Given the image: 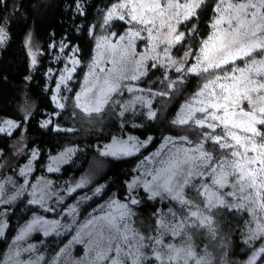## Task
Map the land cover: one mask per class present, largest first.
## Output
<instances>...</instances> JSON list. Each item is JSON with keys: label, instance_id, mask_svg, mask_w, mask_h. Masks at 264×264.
<instances>
[{"label": "snow or ice", "instance_id": "1", "mask_svg": "<svg viewBox=\"0 0 264 264\" xmlns=\"http://www.w3.org/2000/svg\"><path fill=\"white\" fill-rule=\"evenodd\" d=\"M203 3L204 0H118L108 12L105 22L116 18L138 27H129L126 35L118 37L119 41L127 40V46L119 48L116 44L111 45L112 56L115 57L119 51L120 60H123L129 55L128 49L133 41L144 39L141 35L144 32L153 42L151 50L155 52L158 37L153 32L159 33L160 29L167 27L163 42L168 47L164 49V54L172 65H177V61L171 59L169 49L180 42L184 34H175L176 27L171 21L175 20L178 24L181 17L190 19ZM213 11L216 16L212 35L202 42L199 55L194 57L195 63L187 69V72L198 76L211 75L206 76L205 82L170 121L173 126L187 125L189 128L210 131L198 132L195 142L188 135L164 137L161 150L153 158L158 167L154 172L147 173L151 179L143 183L150 198L173 200L179 209L169 207L164 214L157 211L153 225L134 227L135 213L129 205L138 204L139 201L130 198L127 202H121L113 197L85 225L91 231L87 234L89 256L84 264H213L210 253L197 251L194 237L205 235L210 241L216 239L219 227L216 217L221 215L217 211L220 209L247 213L249 219L244 221L245 244L251 247L254 241L264 240V0H217ZM4 39L6 34L0 28V43ZM104 39L107 40V37ZM191 55L190 51L184 53L185 58ZM237 60L243 61V67L236 63ZM229 64L232 67L226 68ZM176 71L182 72L184 69L177 66ZM137 78V75L130 77L131 80ZM122 79L128 77L119 74V70L110 71L103 80L105 88L93 101H89L95 106L85 105L83 110L89 114L99 113L102 105L107 103L108 94L119 90ZM134 90L143 91L128 89ZM90 91L91 88L86 89L82 95ZM152 94L168 95L167 92ZM76 99L79 101L81 97L77 96ZM141 99L136 97V100ZM124 107L127 108V105ZM148 115L151 119L155 118L156 113L149 112ZM5 123L12 124L11 121ZM209 142L215 145L214 151H218L219 155L205 148ZM138 143L143 146V142ZM135 146L129 147L124 143L118 151H106L102 155L128 154ZM107 147L111 149V146ZM72 151L68 149L69 153ZM35 155L33 153V157ZM48 170L53 171L54 168L50 165ZM28 171L21 169L20 174L26 177ZM82 184L83 181L77 187ZM28 188H31L30 204L39 205L45 212L56 211L55 207L49 205L54 194L50 182L39 187L20 185L21 191H28ZM185 188H191L195 195L188 196ZM21 191L5 199L4 185L0 184V204L15 200ZM56 202L59 203V198ZM75 211L73 208L72 212ZM4 227L0 223V236ZM64 227L58 220L34 215L20 228L14 243L19 245L33 231L59 235ZM165 236L176 238V242H165ZM74 239L85 242L79 234ZM218 246L223 247L222 244ZM20 251L19 248L15 249L12 256L19 257ZM23 251H35V246L29 245ZM262 257L264 246L253 248L246 264H256ZM39 259L42 257L29 260L27 264H38ZM16 264L22 262L17 260ZM53 264H59L58 257L54 258ZM261 264H264V260Z\"/></svg>", "mask_w": 264, "mask_h": 264}, {"label": "trees", "instance_id": "2", "mask_svg": "<svg viewBox=\"0 0 264 264\" xmlns=\"http://www.w3.org/2000/svg\"><path fill=\"white\" fill-rule=\"evenodd\" d=\"M117 2L118 0H0V28L6 34L4 43L0 45V125L6 119L19 123L12 134L0 133L1 160L14 158L15 148L21 144L23 137L26 138L27 154L18 165L25 163L32 151H37L32 180L48 177L53 181L55 190H69L74 181L79 184L83 181L82 185L88 191L103 186L100 195L85 205V211L104 202L111 195L125 199L128 183L135 177L139 162L155 150L164 137L188 135L195 142L197 133L206 130L189 128L187 125L173 126L170 123L182 104L205 82L206 76L180 75L176 70H166L160 66L150 68L139 83L158 93H168L154 98L156 116L153 119L149 118L146 108L141 106L124 112L122 104L127 100L125 96L119 97L118 101L109 102L99 113H84L76 105L74 97L94 55L97 38L102 34L100 25L107 11ZM216 2L217 0H204L195 15L181 24L179 31L184 34V38L172 51L176 57L180 58L188 51L192 53V57L198 53L202 42L210 34ZM82 3L83 8L78 10V4ZM125 27L123 22L115 21L111 29L121 31ZM29 35L40 51L35 66L27 46ZM60 42L68 43V50L77 48L82 62L69 87L63 89L64 94L68 93L63 110L56 107L52 98L59 70L64 66L57 47ZM54 43L51 48L50 45ZM56 113L57 117L53 118ZM48 117L52 121L49 125H44L43 122ZM129 135L142 140L152 137L153 140L141 155L118 159L102 155L100 148L103 145L114 138ZM68 149L73 150L70 160L60 171L49 172L52 158ZM187 195L194 196L195 193L190 189ZM160 207L159 199L151 200L141 191L140 204L135 208L138 215L135 216V226L153 225L155 213L160 211ZM163 208L161 212L168 205L164 204ZM5 209L9 210L6 214L8 229L0 238V262L10 241L31 217L41 215L54 218L60 215V211L45 212L39 206L30 204L28 196L12 207L0 204V213ZM244 218L223 210L216 217L219 227L215 240L210 241L205 235L194 237L197 251L201 253L202 248L210 251L213 264H236L248 258L252 247L244 242ZM68 238L69 235L55 236L43 241V237L37 235L32 240L43 242L42 249L38 251H46L50 256L57 253ZM221 244L223 247L218 246ZM262 260L264 257L258 259L256 264H261Z\"/></svg>", "mask_w": 264, "mask_h": 264}, {"label": "rangeland", "instance_id": "3", "mask_svg": "<svg viewBox=\"0 0 264 264\" xmlns=\"http://www.w3.org/2000/svg\"><path fill=\"white\" fill-rule=\"evenodd\" d=\"M83 8V3L78 4V10ZM111 10V8L107 11L105 18L100 25L102 34L97 38L96 46L94 49V55L92 57L91 62L88 65V68L84 74V77L82 79V84L78 90V93L75 95L74 99L76 102V105L84 112L83 106L87 105L88 107H94V103L89 104V101H93L95 97H97L100 93L101 89L105 88V85L103 83V80L105 76L111 71V72H117L119 70V74L128 77V79H122L120 81V88L117 91H114L109 95V98L107 100V103H104L102 105L101 111L105 108V106L111 102V101H118L119 97H126L127 100L123 102L122 104V110L124 112L133 110L134 108L141 106L146 108L147 114L149 112H155V109L153 107L154 104V98L157 95H154L152 93H158L157 91H154V89L150 88H144L139 83L140 81L146 76L150 68H156V67H163L166 70H176V67H182L184 71L177 72L180 75L185 76H192L195 74H192L190 72H187V69L189 66L193 65L195 63L194 57L199 55L198 53L192 57L189 56L185 58L184 56L178 58L174 55L172 52L174 47L177 46L180 42L173 44L169 49V55L171 59H174L177 61V65H172L170 59L168 56L164 54V49L168 47L166 43L163 41L165 40L164 33L167 32V27H164L163 29H160L159 33H157L155 30L153 32L154 36H157L156 48L155 52H153L152 49V41L148 38L147 33H141V35L144 37V39H135L133 41L132 47L128 49L129 55L124 57L123 60H120V52L117 51L116 56L113 57L111 54L110 46L113 44L118 45L119 48H123L127 46V40L125 41H119L118 37L121 35H126L127 30L129 27H138L137 25H128L125 24L124 21H121L119 19L113 18L107 23L105 22V19L108 15V12ZM197 10V9H196ZM215 13V12H214ZM216 16V13H215ZM215 16L211 23V31L210 34L207 36L205 40L208 39L210 35H212L213 28L212 24L214 22ZM115 21H121L125 24V28L121 31H118L116 29L112 30L111 27ZM188 21V19H183L181 17V22L176 23L175 20L171 21L172 24L176 27V33H181L179 31L180 26L182 23ZM107 37V40L104 38ZM5 40V39H4ZM204 40V41H205ZM0 43V45H2ZM55 45L51 44L50 47L53 48ZM99 45V47H98ZM27 46L32 58V63L35 66L37 64V58L40 54V51L36 45H34L32 36L29 35L27 38ZM68 43H58L57 47L59 48V53L61 54V60L63 61V68L59 70L58 78L56 81V84L53 87V94L52 98L56 105V107L60 110H63L65 107V98L68 96V93H63L64 88H68L71 81H73L74 75L77 73L78 69L82 66V62L80 58L78 57V49L72 48L71 50H68ZM66 50H68V53L66 54ZM200 50V49H199ZM153 57H156V59H153ZM35 61V62H33ZM115 61V62H114ZM142 61V63H141ZM240 60H237L239 62ZM95 62V67H94ZM153 64L156 66L153 67ZM230 65V64H229ZM225 66L226 68H229L228 66ZM241 67H243V61L241 63H238ZM232 65H230V68ZM103 70V71H101ZM223 71V70H219ZM95 73L94 75L91 73ZM53 73V72H52ZM132 75H137L136 80H131L130 77ZM198 76V75H195ZM199 76H207L206 74H201ZM63 77V79H61ZM99 77V79H97ZM91 88L92 91L88 92L87 95H82L85 93L86 89ZM129 88L133 89H143V91H128ZM151 90V93L149 92ZM132 95V96H131ZM77 96H80L81 99L78 101L76 99ZM141 97V100H136V97ZM127 105V108L124 106ZM184 104H182L183 106ZM181 106V107H182ZM198 106V105H197ZM180 107V109H181ZM247 107V105H245ZM179 109V110H180ZM179 112V111H178ZM96 113V112H91ZM57 113L54 114L53 118L57 117ZM197 116H199V113H196ZM149 116V115H148ZM153 119V118H151ZM6 121H11L12 124L9 125L5 123ZM52 121L51 117H48L43 124L49 125ZM19 126V123L15 122L14 120L6 119L4 120L1 125L0 129H3V131H0V133L3 134H12L14 130ZM59 129V127H56ZM210 131V129H206L204 132ZM220 129L217 128V132H219ZM168 137V136H166ZM132 138V139H130ZM153 138L150 137V139L142 140L139 139L137 136H126V137H117L114 138L110 143L103 145L100 148L101 153L102 152H112V151H118L120 149L121 145L124 143H127L129 147H132L133 144L136 146L132 148V151L128 154H118L117 156H113L111 154H106L107 157H112L115 159L118 158H125V157H131L135 155H141L143 150L146 149L151 143ZM26 138L23 137L21 144H19L15 148L16 156L14 158L6 159L5 161L1 160L2 153H0V171L2 172V180H0V184L4 185V191H5V199H7L8 196L12 195L13 193L17 191H21L20 185H24L26 188L28 186H36L39 187L46 182H50V189L54 193L49 200V205L52 207H55L56 211L51 213H56L60 211V215L54 218H47L48 220H58L59 223L62 226H65L64 229L60 232L59 235H56L54 232L50 233L49 235H44L43 231H33L30 233L24 241L20 242L19 245L14 243L16 235H18L19 230L17 231L14 238L10 241V244H8V247L6 249L5 255L3 260L0 262V264H16V261L22 262V264H27L29 260H36L37 257H42V259H39L38 264H53L54 258H59V264H84V261L89 256V250L88 245L86 243L88 236L87 234L91 229L89 227H85L88 220L96 216L100 213V210L113 198L115 197L117 200L121 202H127L130 198H135L139 201L138 204L135 205H129L133 212L135 213L133 220L136 221L135 216L137 215V210L135 211V208L140 204V198H141V191L145 192L147 194V197L151 200H160L161 201V209H159L161 214L167 213L169 207L173 208L174 210L179 209V205L170 199H164L161 200L160 197L156 198H150V193L145 190L143 187V183L146 180H150L151 176H148V172H154L155 169L158 167V164L155 163V160L153 159L155 157V154L161 150V147L164 143V139L162 143L152 152H150L147 156H145L138 164L137 167V173L132 181L128 183V192L125 199H119L115 195L109 196L104 202L97 204L94 208H89L85 211V205L89 204V202L94 199L95 197H98L100 195V191L103 189V186H98L97 188L100 189L99 192L96 191L97 188L87 190L86 186H80L77 187L79 182H72V186L69 190H55L53 187V181L48 177H39L35 180H32V175L35 171V160L37 159L38 153L37 151H32L31 155L28 157L25 163L22 165H18V162L25 157L27 154L26 149ZM115 142V143H114ZM138 142H143V146H140ZM107 146H111V149H109ZM205 148L208 150L215 149V145H212L210 142L205 144ZM167 151V149H165ZM33 153H35V157H33ZM214 155H219L218 151H214ZM72 156V152L69 153L68 150L63 151L59 155L52 158L50 165L54 168L53 171L49 172H56L60 171V168L67 163ZM55 160V164H53V161ZM152 161V162H150ZM18 165V166H17ZM49 165V166H50ZM21 169H29L27 176H23L20 174ZM49 169V167H48ZM12 171V172H10ZM8 181H11L12 183H9ZM198 183V182H197ZM129 185H132L131 188H129ZM71 189H75L74 191H71ZM86 189V190H85ZM191 188H185V193L187 194V191H189ZM227 190V189H226ZM88 191V192H86ZM31 188H28V191H21V194L16 197L15 200L11 201L10 203H4L3 206H14L17 202H19L23 197L28 196L29 200L32 199V196L30 195ZM71 196L73 197L70 200ZM57 198H59V203H57ZM61 203V204H60ZM167 204L168 208L166 210H163V205ZM34 205V204H33ZM39 206V205H36ZM75 208L76 211L72 212V209ZM9 210H3L0 213V223L5 225L3 229V235L0 236L2 238L5 235V232L8 229V218L7 215ZM219 212H222L221 209L217 210ZM226 212V210H225ZM236 213V212H234ZM239 216L245 217L243 221L246 219H249L247 213H237ZM83 215H86L85 217H82ZM32 218V217H31ZM30 220V219H29ZM135 226V223L133 225ZM79 234V237L82 241L85 242H77L74 238L77 237ZM40 235L43 237V241H46L47 238L51 237H62L64 235H69L68 240L64 245L58 250L57 253L50 256L48 255L46 251L39 252V249H42L43 242H35L32 240L35 236ZM165 242H168L167 240H171L172 242H176V238H172L170 236L164 237ZM29 245L35 246V251L29 252V251H23V249L27 248ZM261 246H264V240H256L252 243L251 247L253 248H259ZM21 249L19 257H13L12 253L15 249ZM63 250V251H62ZM201 254L205 252V248H202ZM208 253L211 252L206 250ZM251 255V253H250ZM248 256V258L250 257ZM246 258L243 261H240L236 264H246V261L248 260Z\"/></svg>", "mask_w": 264, "mask_h": 264}]
</instances>
